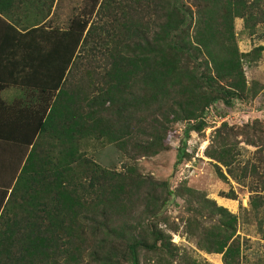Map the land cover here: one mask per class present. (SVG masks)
Returning a JSON list of instances; mask_svg holds the SVG:
<instances>
[{"label": "trees", "instance_id": "1", "mask_svg": "<svg viewBox=\"0 0 264 264\" xmlns=\"http://www.w3.org/2000/svg\"><path fill=\"white\" fill-rule=\"evenodd\" d=\"M91 1V13L109 9L107 0ZM52 2L0 0V94L7 88L21 92L11 101L0 96V264H140L141 254L149 258L146 264H205L180 253L151 221L161 213L158 189L175 193L164 181L141 178L132 166L105 168L84 154L81 141L94 135L117 149L132 146L136 155H155L166 149L170 118L192 122L184 128L185 141L203 128L198 118L214 102L229 106L243 98V53L233 20L242 18L247 28L263 22L262 0H190L193 10L182 0H139V9L129 8L112 33L97 36L83 16L65 29L44 26ZM19 9L25 17L36 9L38 19L21 21ZM152 13L154 19L137 29L134 48L119 42V29L132 36L137 18ZM93 38L99 48L90 45ZM82 48L97 49L101 60L77 79L73 70ZM188 58L194 67L187 66ZM224 122L206 155L220 178L226 177L218 164L235 179L256 181L249 189L256 213L264 204V155L257 165L240 167L237 176L229 143V134L236 133ZM257 123L247 125L256 139L246 131V140L264 152ZM231 192L223 197L235 199ZM202 201L200 208L210 206L220 221L199 233V246L221 254L223 264H241L237 216L213 200ZM138 205L144 206L138 221L120 219L127 211L131 217ZM85 256L91 258L87 263Z\"/></svg>", "mask_w": 264, "mask_h": 264}, {"label": "rangeland", "instance_id": "2", "mask_svg": "<svg viewBox=\"0 0 264 264\" xmlns=\"http://www.w3.org/2000/svg\"><path fill=\"white\" fill-rule=\"evenodd\" d=\"M137 1L139 0H107L108 10L103 12L100 7L91 13V0H53L43 25L65 29L72 18L83 16L89 21L87 28L90 27V33H94L96 36L97 32L104 35L110 34L113 32L114 24L117 25V21L120 22L124 19V14L129 11V8L139 9ZM182 2L190 4L193 10L190 0H182ZM262 3L264 5V0ZM47 11L46 7H42L43 14ZM21 12L23 11L19 9L21 21L38 19L36 16L39 11L36 9H33L28 17H25L27 15L24 16V13ZM153 19V13L148 17L142 15L138 17L131 31L132 36H128L122 29H119L122 33L119 42L134 48L135 42L139 41L138 31H141L144 21ZM191 25L190 34L193 33V23ZM137 29L139 30L137 31ZM154 29L152 21L148 28V37H152ZM233 34L239 52L243 53L241 66L245 80V95L240 99H232L229 106L221 100L214 102L204 115L198 118L204 122L200 131H191L183 141L184 128L192 122L170 118L163 140L166 149L151 156L136 155L132 151V146L126 147V150L117 149L107 139H98L94 135L81 141V148L87 157L92 158L105 168L123 171L125 166H132L137 170L138 173L135 174L139 177L154 181V183L164 181L169 190L175 192L167 195L163 189H158L161 213L158 215V219L151 221L156 222L159 228L169 234L171 242L180 253L201 263L223 264L221 254L207 253L197 242L199 233L210 229L213 224L220 221V215L214 213L209 205L208 209L200 208L199 202L203 203L202 198H207L237 216V223L234 227L240 245L239 260L241 264H264V239H262L264 204L256 213L249 205V189L256 187V181L251 176L240 180L235 179L227 173L224 166L218 164L226 177L225 179L220 178L216 172L215 161L206 155L208 149L215 147L216 143H212V141L216 136L217 129L224 121L228 127H233L236 133L229 134V143L235 154L234 165L238 169H234V171L237 176L242 175L240 167L251 163L257 165L259 156L264 155L263 151H256L259 144L247 143V134H245L246 131H249V135L251 132L249 137L256 139L253 128H248L253 121L258 122L257 126L259 125L264 133V21L247 28L244 26L242 18H235ZM97 41L98 39L93 38L90 45L99 48L100 44ZM257 47L260 50L256 54H251ZM80 53L81 58L76 61V68L73 70L75 78L101 60L97 49L82 48ZM200 60L198 59V61ZM186 62L188 67H194L192 59L188 58ZM75 83L76 80L73 79V89ZM16 92L15 89L6 90L2 93V97L10 100ZM94 93L95 91L92 94ZM146 126L148 127V124ZM144 138V136H140L139 140ZM262 143L264 144V140ZM261 171L264 174V167ZM230 191L235 195V199L223 197V194L230 193ZM163 199H165V204H162ZM143 207L136 206L131 217L127 211L120 219L130 218L132 221H136L137 214L143 210ZM120 219L116 223H119ZM146 220L141 221L145 222ZM148 259L146 255L141 254L140 264H146ZM90 260L89 256L83 257L85 263Z\"/></svg>", "mask_w": 264, "mask_h": 264}, {"label": "crops", "instance_id": "3", "mask_svg": "<svg viewBox=\"0 0 264 264\" xmlns=\"http://www.w3.org/2000/svg\"><path fill=\"white\" fill-rule=\"evenodd\" d=\"M9 89H15V90L17 91L14 97H17V96H19V95L21 94V92H20L17 88H7V89H5V90H3V91L1 92L0 96L2 97V93H3L4 91H6V90H9ZM14 97H13V98H14ZM2 98H3V97H2ZM13 98H12V99H13ZM3 99H5V98H3ZM12 99L8 100V99L6 98L5 100H7V101H11Z\"/></svg>", "mask_w": 264, "mask_h": 264}]
</instances>
